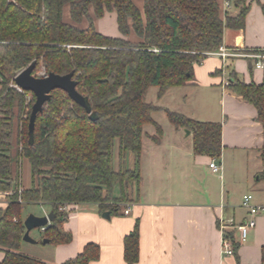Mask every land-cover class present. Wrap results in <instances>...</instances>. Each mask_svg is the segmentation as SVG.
Listing matches in <instances>:
<instances>
[{
	"label": "trees",
	"instance_id": "trees-1",
	"mask_svg": "<svg viewBox=\"0 0 264 264\" xmlns=\"http://www.w3.org/2000/svg\"><path fill=\"white\" fill-rule=\"evenodd\" d=\"M142 2L141 13L132 0H0V193L8 200L0 208V251L4 252L0 264H46L20 252L25 205L50 206L54 219L40 232L53 245L71 240L63 231L68 214L58 210L63 203L94 204L101 213L117 215L140 183L138 167L145 139L157 145L163 136L153 118L158 112L175 130L191 136L193 155L219 159L220 123L194 120L149 101V96L154 90L159 101L169 89L190 84L193 67L222 46L224 30L244 28L249 5L245 0H231L237 11L222 20L214 0ZM107 13H115L117 37L96 28V21ZM131 32L138 42L128 39ZM33 62L34 77L40 71L59 76L73 73L90 113L63 91L54 90L29 136L28 118L35 98L12 84ZM230 78L225 92L253 106L262 128V170L256 175L261 182L264 81L245 83L232 72ZM14 120L19 126L13 135ZM115 143L121 160L118 170L113 166ZM127 153L134 157L133 169L124 165ZM22 160L29 165L28 188L20 183ZM138 236L136 221L123 239L127 264L138 260ZM224 237L231 241L235 255L238 244L232 235ZM99 253V247L90 243L64 264H88Z\"/></svg>",
	"mask_w": 264,
	"mask_h": 264
},
{
	"label": "crops",
	"instance_id": "crops-1",
	"mask_svg": "<svg viewBox=\"0 0 264 264\" xmlns=\"http://www.w3.org/2000/svg\"><path fill=\"white\" fill-rule=\"evenodd\" d=\"M132 1L142 13V0ZM214 1L222 20L237 11L231 0ZM227 1L230 3L228 8L225 7ZM245 3L249 5V12L244 28L225 29L222 46L245 54L264 52V0H245ZM96 28L101 34L119 36L115 13H107L97 20ZM128 39L138 42L132 32ZM231 72L245 83L263 82L261 73L253 68L250 59L233 58L223 63L218 57L207 55L193 67L190 84L183 86L189 91L185 95L179 94L178 100L186 105L196 91H201L213 95L218 112L210 111L204 118H198L196 107L185 112L176 110L200 122L221 124L222 149L216 159L220 167L218 173L209 169L212 159L208 156L193 155L191 136L186 133L172 129L174 137H162L157 145L145 139L138 167L140 183L136 191H130L129 201L120 205L117 215L110 214L109 219H105L97 205L80 204L63 224V231L71 236L68 243L38 248L22 242L20 252L46 264H64L92 243L99 247L100 253L97 260L88 264H127L123 258V239L137 221L138 260L135 264H262L264 181L257 182L256 178L262 170L259 158L263 145L262 128L253 106L225 92ZM176 88L169 89L163 97L175 100ZM151 92L154 100L149 101L158 103L154 98L155 91ZM202 113L200 111L199 115ZM113 155V166L118 170L121 160L117 143ZM23 161L28 171L25 179ZM123 162L126 168H134L131 153L124 155ZM20 172L21 187L28 188L30 170L25 160L21 161ZM253 190L259 194H254ZM248 194L263 210L255 216L254 228L248 231L245 242L238 245L235 255H224L223 236L232 235L237 244L238 232L229 226L222 230L220 226L227 225L229 220L238 225L247 218L241 199ZM7 204L6 197L0 195V208L4 209ZM38 205L46 208L42 216L51 212L49 205ZM3 256L4 252L0 251V262Z\"/></svg>",
	"mask_w": 264,
	"mask_h": 264
},
{
	"label": "water",
	"instance_id": "water-1",
	"mask_svg": "<svg viewBox=\"0 0 264 264\" xmlns=\"http://www.w3.org/2000/svg\"><path fill=\"white\" fill-rule=\"evenodd\" d=\"M35 63H31L27 68L23 69L13 80L15 86L20 88L23 92L31 93L35 101L31 107L28 118V134L32 136L34 132L35 120L37 114L42 112L43 105L50 98V93L54 90H61L72 100L76 105L83 108L86 113H90L87 100L76 89V83L72 79L73 73L66 75L48 74L44 78H37L33 76ZM90 119H94L91 115ZM186 134H188L186 132ZM109 212H103L102 218L109 219ZM54 219V214L50 212L44 216L29 215L23 221L25 232L22 236L24 243L36 244V241L29 235L30 231L36 228L46 227ZM48 240L44 239L43 244H48Z\"/></svg>",
	"mask_w": 264,
	"mask_h": 264
},
{
	"label": "built area",
	"instance_id": "built-area-1",
	"mask_svg": "<svg viewBox=\"0 0 264 264\" xmlns=\"http://www.w3.org/2000/svg\"><path fill=\"white\" fill-rule=\"evenodd\" d=\"M230 3L227 1L225 3V7H229ZM208 55L211 56H216L218 57L223 63L226 61L233 59V58H246L250 59L252 62V66L255 70L259 71L261 73L262 79L264 81V52L260 53H240L234 49H228L226 47H219V49L215 52L208 53ZM47 75L45 74L44 71H40L37 73V78H44ZM12 87L16 89L18 92L23 93V91L15 86V84H12ZM25 93V92H24ZM209 169L214 172L218 173L220 171V167L218 164L215 163V160L212 159L211 162L209 163ZM4 197H6L5 194H3ZM18 203H21L20 200H18ZM78 205L77 204H72V203H63L59 205V212L70 214L72 210H74ZM241 207L245 209L248 213L247 218L240 224L234 225L232 220H229L227 222V225L222 224L220 228L224 230L227 226L230 228H234L238 232V238H237V244L240 245L245 242L247 233L250 229L254 228L255 226V216L263 210L261 206H257L253 203V197L252 195H244L241 199ZM124 214L127 215L128 211L125 210ZM45 227L41 228L40 230L43 231ZM222 252L224 255H232L233 254V249H232V243L228 238H225L223 236V241H222Z\"/></svg>",
	"mask_w": 264,
	"mask_h": 264
},
{
	"label": "rangeland",
	"instance_id": "rangeland-1",
	"mask_svg": "<svg viewBox=\"0 0 264 264\" xmlns=\"http://www.w3.org/2000/svg\"><path fill=\"white\" fill-rule=\"evenodd\" d=\"M108 23V22H106ZM111 22H109L110 24ZM111 25V24H110ZM113 25V24H112ZM176 92H174L176 94V99L175 100H169L167 99L166 97H162L159 101H158V104L162 107H168L170 110H181V111H186V110H189L191 108H195L196 107V111H197V116L198 118H204V116L207 115V113H209L210 111H213V112H216L217 111V107H216V103L213 99V95H207L201 91H196L193 95V98L190 100L188 99L186 101V105H183V104H180L179 100H178V95L179 94H186L187 91H189L186 87H177L176 89ZM152 92L149 96V100L153 101V97H152ZM30 99V96L28 95L27 96V99L28 100ZM182 105V106H181ZM203 111V113L201 115H199L200 111ZM199 112V113H198ZM218 112V111H217ZM153 118L155 119V121L161 126L162 130H163V136L162 137H174L173 136V131L172 129H174V127H172L165 115L163 112H158L156 113ZM18 122L16 120H14L13 122V135L14 133L16 132V128L18 127ZM149 131V133H153V130L150 129V127L147 128ZM180 133H184L183 131L179 130ZM189 135V134H187ZM23 163V170H22V173H23V178L25 179V177L27 176V173L28 171L26 172V166L24 164V161L22 162ZM215 163L218 164L219 161L218 160H215ZM255 193L254 194H259L258 191L256 190H253ZM0 195H3L2 193H0ZM45 208V207H44ZM44 208L38 204H30V205H25L23 207V215H24V219L29 216V215H35V216H42L43 214V210ZM46 209V208H45ZM87 209V208H86ZM30 237L32 239H34L35 241L37 240L38 242H36V244H29V243H26V245H34L38 248H41L43 247V245H46V244H43V238H42V234L40 232V229L39 228H36V229H33L30 231L29 233ZM38 243V244H37ZM49 244V243H48Z\"/></svg>",
	"mask_w": 264,
	"mask_h": 264
}]
</instances>
